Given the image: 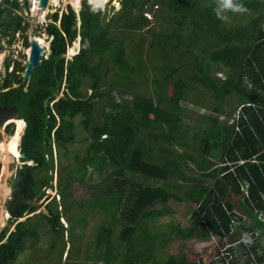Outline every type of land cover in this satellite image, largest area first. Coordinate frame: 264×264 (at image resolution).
Segmentation results:
<instances>
[{
  "label": "trees",
  "instance_id": "trees-1",
  "mask_svg": "<svg viewBox=\"0 0 264 264\" xmlns=\"http://www.w3.org/2000/svg\"><path fill=\"white\" fill-rule=\"evenodd\" d=\"M118 1L121 8L112 21L120 22L121 32H125H118V35L128 39L135 33L143 32L148 20L141 14L133 16V3ZM5 2L4 6L9 4L8 0ZM154 2L152 6L157 2L164 7L167 14L164 20L168 26L165 29L158 27L157 31L148 29L147 33L155 41H149L148 47L155 46L156 50L151 53L146 49L137 56L136 70L122 63L126 61L122 42L118 36L108 35L101 25L104 18L101 10L93 11L86 0H82L78 13L67 6L66 11L50 15L51 21L45 30L46 36L51 38L49 54L32 69L28 82H24L18 74L23 67L18 62L14 63L12 71L1 84V89L7 92H0V105L18 108V118L11 122L16 124L11 141L14 148L23 127L19 119L25 123L20 152L33 165H24L21 169V173L26 175V182L21 184L24 196L37 201L42 196L41 189L50 186L51 176L47 173L53 166L51 133L59 148L64 147L63 140L73 143L75 127L77 124L81 126V121L75 120L76 116L87 112L93 98L107 97L106 92L99 90L100 66L106 68L109 63H114L139 75H147L150 69L152 74L149 73L145 80L151 84L157 81L166 84L158 91L162 94L154 97L132 95L127 99L124 93L117 91L118 96L109 94L106 99L105 116L101 123L89 126V117L82 122L90 133L89 147L81 163L67 169L68 180L73 183L76 174L80 175L81 182L88 170L98 178L86 186L88 198L82 201L86 210L75 214L69 226L73 223L82 225L88 218L93 219L96 210L102 211L103 225L96 227L95 247L98 253L94 254L100 264H115L120 249L121 264L144 262L145 256L154 264H174L172 257L161 263L151 257L152 241L162 243L164 240L160 239V234H147V226L140 228V221H147L151 215L157 214L153 209L170 199L195 202L197 207L191 210L190 226L186 230L178 229L183 240L212 234L221 245H225L224 240L231 245L239 238L236 246L246 256L245 264H264V247L260 243V238L264 236V112L259 111L264 105V0H241L248 12L232 16L228 23L216 18L212 8L207 6L209 0ZM12 5L18 7L17 1ZM20 22V16L15 15L4 29H0V36H10L8 44L12 42L15 30L25 31L26 26L21 27ZM114 26L117 28V25ZM77 38L78 54L66 60V48ZM24 45L28 46L26 40ZM175 51L179 54L174 57L181 60L177 67L174 60H165L166 54ZM94 58L96 63L91 64ZM186 65L196 72L188 78ZM8 66L9 62L5 69ZM212 66L222 69V78L211 75ZM113 73L116 76L121 74L116 68ZM122 76L132 80L126 72ZM172 76L177 81L171 86L172 98H167V85L171 84L168 82ZM13 84L17 86L12 87ZM187 85L195 93V99L209 93L215 101L222 102L233 97L232 102L227 111L219 103L208 106L207 113L200 120L201 129H193L184 125L180 116L182 108L191 105L186 102L183 91ZM61 88L66 99L55 100ZM88 89L91 90L89 96ZM45 101L52 102V105L45 106ZM234 111L237 112L235 115ZM222 115L226 119L220 120ZM57 119L59 126L56 127ZM229 119L232 122H227ZM8 133L12 135L13 128L8 129ZM189 140L196 143H188ZM172 144L183 151L170 148ZM46 155H49V160H45ZM63 156L59 152V160ZM254 156L257 163L250 162ZM76 157L81 158L78 153H73L75 163ZM186 159L195 164L194 169L185 165ZM241 160L244 164L239 166ZM62 167L59 163L58 168ZM37 170L38 173H35ZM183 170L192 174H184ZM126 173L135 176L138 181L124 179ZM174 175L191 186L182 195L183 186L169 181ZM60 181L63 182L61 177ZM58 189L62 194L60 184ZM70 203H74L71 198H63V209L66 210ZM232 203H237L251 219L250 224L244 227L249 231L246 235L253 241L251 245L242 243L245 235L241 236L234 224L241 222V217L234 211ZM106 206L110 208L111 220L118 223L117 234L110 224L105 225L108 218V213L105 215ZM27 208H19L13 216L21 217ZM46 210L48 215L41 212V219L47 229L52 233L59 232L62 237L59 212L51 205H47ZM259 214L262 218L258 217ZM27 220L17 222L13 230H9L8 226L1 229L0 264H13L18 254L26 250V244L36 241V230ZM252 230H258V234L254 235ZM81 233L69 234L72 250L82 245ZM115 242L122 245H115ZM139 245L148 248L146 254H137ZM55 248L57 246L53 243L51 250ZM232 251L231 248L225 253ZM62 252L59 251L58 258ZM97 261L91 263L98 264ZM85 263L87 260L83 261Z\"/></svg>",
  "mask_w": 264,
  "mask_h": 264
},
{
  "label": "rangeland",
  "instance_id": "rangeland-1",
  "mask_svg": "<svg viewBox=\"0 0 264 264\" xmlns=\"http://www.w3.org/2000/svg\"><path fill=\"white\" fill-rule=\"evenodd\" d=\"M18 3V7L12 5L14 2ZM53 1V3H52ZM88 3V0H86ZM130 4H134L135 8L132 10L134 13L133 16H138L141 14L145 19L148 20V26L143 28V32L135 33L131 35L128 39H123L122 35H118V32H121L120 29V22L114 23L112 21V17L119 11L121 8V3L118 0H107V3L103 5L102 8H98L101 10L104 18L101 19V25L107 30L108 35H116L119 37L120 41L122 42V46L124 48V55H125V62L129 66H133L134 70L137 69V56L141 55L149 49L151 53H154L156 50L155 46L148 47L149 41H154L153 37L147 33L149 31H157L158 27L162 29L167 28L168 24L164 20V17H167L165 13L164 7L160 6L157 2L156 5L152 6V3L155 0H127ZM5 0H0V29H4L6 23L9 22V19L15 17V15L20 16L21 22L20 26H26L25 31L21 32L20 30H15L12 42L10 44L7 43L8 36H0V92H7L6 89H1V84L3 80L6 78V75L12 71L13 65L15 62L20 63V66L23 67L22 71H19V76L23 79L25 64L27 63V58L30 50V42L34 41L36 37L41 38L43 40L44 45H39L44 49V55L42 59H46L49 54V44H50V37L46 36L45 30L46 25L51 21V14L54 12L61 13L62 11H66V7L70 6L76 13L79 12L82 4V0H48L49 4L48 7L45 9V16L44 19L41 20L40 17L44 12L43 9L37 7V5L33 2V5L30 4V0H8L9 4L3 5ZM25 2V3H24ZM155 3V2H154ZM89 4V3H88ZM90 5V4H89ZM35 7V11H33ZM92 7V6H91ZM138 9H137V8ZM5 9V10H3ZM43 10V11H42ZM33 11V12H32ZM40 12V13H39ZM42 12V13H41ZM48 12V13H47ZM36 13V14H35ZM148 17V18H146ZM122 21V20H121ZM12 22V21H11ZM41 22V23H40ZM123 22V21H122ZM127 22V20H125ZM123 22V23H125ZM117 25V28L114 26ZM12 28V26H11ZM11 30V29H10ZM9 30V31H10ZM124 34L125 32L122 31ZM121 32V33H122ZM120 33V34H121ZM123 34V35H124ZM28 42V46L24 45V41ZM76 42V43H75ZM71 44L70 47L66 48V52L64 54V58L66 60H71L75 55L78 54L79 51V40ZM155 42V41H154ZM28 50V52H27ZM196 53L198 51L194 49ZM173 53V54H172ZM170 54H166L167 61L174 60V64L177 67L181 60H178L175 55L179 54L178 51L172 52ZM170 55V59H168ZM160 57V56H159ZM191 59V58H190ZM41 60V59H40ZM164 61V59H162ZM183 61V59H182ZM188 61V60H186ZM9 62V66L5 69L6 63ZM185 62V61H183ZM96 59L94 58L91 64H95ZM121 65V64H120ZM102 68L100 72V80H99V90L106 92L107 97H95L93 98L91 104L87 108L86 113H82L76 116V121H81L80 124H77L75 127L76 134H74V142L68 143L67 141L63 140L64 147L59 148L56 144V138L54 137L53 132L50 136V145L52 151V169L49 168V172L47 173L48 176H51V180L49 182L50 186L41 189L42 196L40 199L36 201V206L32 207L31 205H26L28 207L25 209L21 217H16L13 215H9L6 209V201L9 197L6 196L9 191V182L13 177L12 171L17 169L20 163L27 162L26 159L16 160L10 150L14 148L12 144V136L15 134L16 131V124L6 121L5 123L10 122L8 126L5 128H0V231L3 227L8 226L9 230H13L14 225L17 222H22L26 219L30 224H33L37 237L35 238V242H31L26 244V250L21 251L16 260L13 264H83L84 260H87L85 264H92V261H97L94 254L98 253L96 251V230L100 225H103L101 222L102 219V211L99 212L96 210L94 213L93 219L88 218L86 222H83L82 225L79 223H73L72 226H69V221L74 218L75 214H81L86 207H84L82 201H85L88 198L86 186H88L91 182L97 181V175L92 173L88 170L83 178L80 180V175H74V182L70 183L68 180L67 169L71 165H78L81 163L82 159L84 158V153L89 147V137L90 133L88 132L87 128L85 127L82 122L85 121L86 117L89 126L94 124H99L103 120L105 116V107L107 105L106 99L108 98L109 94H113L118 96L117 91L124 93L126 96L125 98L129 99L132 95H143L145 97H154L157 94H162L158 92L160 89H163L166 84H163L161 81H157L156 83L147 82L145 79L148 77L149 73L152 74V70L149 69L147 71V75L138 73H134L132 71H128L124 68H119L117 64L109 63L106 68L104 66H100ZM115 68L121 73L117 76L114 75L113 71ZM211 75H216L217 77L222 78V74L220 73L222 69H218L217 67L212 66ZM129 74L132 80L124 78L122 75L124 73ZM195 70L190 68L189 66H185V74L186 77H190L195 74ZM136 74V75H135ZM179 74V73H178ZM158 73L155 75V79H157ZM31 76V75H30ZM185 77V78H186ZM30 79V77H29ZM28 79V80H29ZM169 82L171 84L167 85L169 91L166 93V97L172 98V85L176 84L177 80H174L175 77L169 78ZM28 82V81H24ZM17 86L13 84L12 87ZM163 87V88H162ZM27 89H25L26 91ZM63 88H61L60 93L56 96L55 100L59 98H63ZM183 91L186 94V102L191 105H187L186 109L180 111V116L182 117L183 124L192 127L193 129H201L199 128L200 120H202L203 115L207 113L206 108L211 106L212 104L219 103L221 104L224 111L228 110L229 104L232 102L231 100L233 97H229L224 99L222 102L215 101L209 93L206 95H201L197 99H195V93L190 89V85H187ZM91 94V90H87V96ZM66 99V98H65ZM167 103V99L165 100ZM48 101L44 102L45 106H51L52 102ZM17 108V107H16ZM18 110V108H17ZM91 111V112H90ZM95 111V112H94ZM234 115L237 113L236 111L233 112ZM232 113V114H233ZM91 115V118H90ZM215 116V114H214ZM220 120L226 119L224 115L219 117ZM22 121V120H21ZM228 121H231L229 119ZM23 122V127L21 133H19V139L17 142V151L20 152V139L23 134V130L25 127V123ZM92 122V124H90ZM13 125V127L11 126ZM59 126V120L56 121V127ZM13 128V133L10 135L8 133V129ZM188 143H196L195 141L189 140ZM172 149H177L182 152L183 150L172 144L170 146ZM9 151L10 153H6L2 151ZM68 151L72 153L68 154ZM59 152L62 153L64 156L61 157L59 160L58 155ZM73 153H78L81 158H77V162L75 163L72 158ZM156 155V153H152ZM192 155H195V152H192ZM4 159V160H3ZM6 159V160H5ZM45 160H49V155L45 156ZM23 161V162H22ZM198 160H196V163ZM63 165L62 168H58V164ZM185 165L194 169L195 164L190 163L188 159L184 161ZM76 164V165H75ZM9 165V167H7ZM26 165H33L31 161L27 162ZM184 165V164H183ZM222 166V165H219ZM20 169V168H19ZM190 169V170H191ZM38 173V170L35 172ZM184 174L191 173L190 171L183 170ZM196 174V171L193 172ZM192 174V173H191ZM60 177L62 178L64 186L60 181ZM124 179L135 180L138 181L133 175L126 173L123 177ZM169 181L175 182L176 184H180L183 186V189L180 195L183 194L184 191L187 190V186L185 182L181 181L180 178L174 177L169 178ZM58 184H60L61 188L63 189V193L61 194L58 189ZM190 189V188H189ZM6 190V191H5ZM63 198L68 199L71 198L74 203H70L67 205L66 210L63 209L62 200ZM29 199V197H28ZM54 201V202H53ZM47 205H51L52 207H56V210L59 212V222L62 224L63 232L62 237L59 232L52 233L49 229H47V225L45 221L41 219L40 213L43 210H46ZM233 209L236 213H238L241 217V222L234 223L238 227V232L241 236L246 235L248 230H245L244 227L248 226L251 222V219L248 215L242 210L237 203H232ZM31 206V207H30ZM197 204L195 202H178L174 201L173 199L168 200L165 204L157 205L153 210L157 211V214L151 215L147 221H140V228L143 226H147L148 232L147 234H160L162 240L164 242H159L158 240H154L153 245L150 246L151 248V257L154 258L157 263L165 262L170 257L173 258L174 264H245L244 260L246 256L241 253V249L236 246L239 242V238L235 241V243L229 245L226 240L225 245H221L219 239L212 234H202L200 237L193 236L186 240L181 238L180 234L178 233V229L186 230L191 224V210L195 209ZM24 208V207H23ZM112 208L111 210H113ZM166 209V210H165ZM4 212L6 215H4ZM115 212V210H114ZM43 213V212H42ZM108 213V218L105 220V225L110 224L114 233L117 234L118 232V223L112 221L110 218V208L106 206V213ZM47 216V215H46ZM10 217V218H7ZM259 218H262L261 215H258ZM96 222L95 225H93ZM232 224V225H234ZM67 227V228H66ZM235 228H233L234 232ZM83 235L82 245H79L77 248L72 250L71 241L69 240V234H76L80 233ZM197 232V229L196 231ZM254 235L258 234V230L251 231ZM143 233V234H145ZM63 241L65 245H63ZM68 241V242H67ZM55 244L57 248L51 250L52 244ZM261 246L264 247V236L260 238ZM78 245V241L76 243ZM115 245H122L117 244ZM54 247V246H53ZM71 247V248H70ZM149 247V246H148ZM70 248V250H68ZM233 249L232 253L226 254L225 251L228 249ZM148 249V248H147ZM145 246L139 245L137 249V254H146ZM63 250L61 256L58 258L59 251ZM260 252V251H259ZM68 257L66 258V254ZM125 253V250H123ZM122 249H120V256H117L115 264H118L121 259ZM94 258V259H93ZM145 261H135L134 264H154L150 258L146 256ZM223 260V261H222ZM98 264L101 261H97ZM121 264V263H119Z\"/></svg>",
  "mask_w": 264,
  "mask_h": 264
},
{
  "label": "water",
  "instance_id": "water-1",
  "mask_svg": "<svg viewBox=\"0 0 264 264\" xmlns=\"http://www.w3.org/2000/svg\"><path fill=\"white\" fill-rule=\"evenodd\" d=\"M38 5L41 8H47L48 0H38ZM30 50L27 58V63L25 64L23 81H28L31 71L33 68L37 67L40 63L41 56L43 54V47L39 46L35 41L30 42ZM65 99V97H63ZM18 117V111L16 106L6 107L3 106L0 108V128L8 120H14ZM25 155L20 153V159H23ZM20 172L17 171L16 177L12 179L10 183L11 191H16V185L21 181L25 180V177H19ZM26 205L35 206V202L32 199L28 198H16L13 201L6 203V209L9 215L18 213L19 208H23ZM43 214L48 215L47 210L42 211Z\"/></svg>",
  "mask_w": 264,
  "mask_h": 264
},
{
  "label": "clouds",
  "instance_id": "clouds-1",
  "mask_svg": "<svg viewBox=\"0 0 264 264\" xmlns=\"http://www.w3.org/2000/svg\"><path fill=\"white\" fill-rule=\"evenodd\" d=\"M88 3L92 6L93 11H95L98 8H102L103 5L107 3V0H88ZM48 4H49V2H48ZM207 6L212 8L216 18L219 19L223 23H228L230 21L231 17L234 15H237V14L243 15V14L248 12V9L244 6V4L241 2V0H209ZM47 7H48V5H47ZM38 8L45 9V8H41L39 5H38ZM77 39L79 40V38H77ZM43 55H44V49H43V54H42L41 58L43 57ZM14 120H16V119H14ZM19 120H22V119H19ZM227 122H228V120H227ZM16 160H19V158ZM27 162H29V161H27ZM27 162L20 163V165L21 164H23V165L21 167H18L14 171H12L13 175L15 174L16 171L19 170V168L21 170V168L24 165L25 166H31V165H26ZM30 199H32L35 202V206H36V200H34L33 198H30ZM32 207H34V206H32ZM242 243H244L247 246V245H251L253 243V241H252L250 236L245 235L242 239Z\"/></svg>",
  "mask_w": 264,
  "mask_h": 264
},
{
  "label": "flooded vegetation",
  "instance_id": "flooded-vegetation-1",
  "mask_svg": "<svg viewBox=\"0 0 264 264\" xmlns=\"http://www.w3.org/2000/svg\"><path fill=\"white\" fill-rule=\"evenodd\" d=\"M3 106H5V105H0V108L1 107H3ZM9 107H11V106H9ZM9 124H11V123H4L3 124V126H2V128L4 127H6V126H8ZM23 164H21L20 166H22ZM7 167H9V165H7ZM22 169V168H21ZM19 172H20V176L19 177H25V180L24 181H21L20 183H18L17 185H16V188H17V190L16 191H11V189H10V183H11V181H12V179H14L15 177H16V173H17V171L15 172V174L13 175V177H12V179L10 180V182H9V191L10 192H8L7 193V197H8V194H9V197H8V199H7V201H6V203H8V202H10V201H13V199H16V198H27L26 196H24L25 195V193H23V188L21 187V184H23V183H25L26 182V175L25 174H22L21 173V170L19 169L18 170ZM31 207V206H30ZM13 215V214H12ZM10 218V217H9Z\"/></svg>",
  "mask_w": 264,
  "mask_h": 264
},
{
  "label": "bare ground",
  "instance_id": "bare-ground-1",
  "mask_svg": "<svg viewBox=\"0 0 264 264\" xmlns=\"http://www.w3.org/2000/svg\"><path fill=\"white\" fill-rule=\"evenodd\" d=\"M52 3H53V1H52ZM105 5V4H104ZM46 9V8H45ZM45 9H43L44 10V12L42 13V15H41V17H40V19L41 20H43L44 19V16H45V12H46V10ZM42 10V11H43ZM33 11H35V7H34V9H33ZM32 11V12H33ZM40 13V12H39ZM48 13V12H47ZM36 14V13H35ZM41 23V22H40ZM35 42H37L39 45H44V44H46V43H44L43 42V40L41 39V38H38V37H36L35 38V40H34ZM76 43V42H75ZM47 45V44H46ZM27 52H28V50H27ZM17 120V119H16ZM13 121H15V120H11L10 122H13ZM3 152H6V153H10L11 152V154H12V156L15 158V159H18V158H20V154H19V152L17 151V149L16 148H11V150H10V152L9 151H2L1 153H3ZM4 160V159H3ZM6 160V159H5ZM6 191V190H5ZM1 199V198H0ZM4 215H6L5 214V212H4ZM1 218H2V216H1ZM1 218H0V221H1ZM8 218V217H7Z\"/></svg>",
  "mask_w": 264,
  "mask_h": 264
},
{
  "label": "crops",
  "instance_id": "crops-1",
  "mask_svg": "<svg viewBox=\"0 0 264 264\" xmlns=\"http://www.w3.org/2000/svg\"><path fill=\"white\" fill-rule=\"evenodd\" d=\"M260 90H261V89H260ZM262 90H263V89H262ZM262 90H261V91H262ZM262 92H263V94H264V90H263ZM260 100H262V99H260ZM259 111H260V112H264V105L262 106V109H260ZM1 128H2V127H1ZM250 162H252V163H254V162L257 163L256 160H255V156L253 157V159H252ZM243 164H244V161H242V160L238 162V165H239V166H241V165H243ZM12 174H13V173H12ZM244 197H246V196H244ZM244 197H243V198H244ZM2 217H3V216H2Z\"/></svg>",
  "mask_w": 264,
  "mask_h": 264
},
{
  "label": "built area",
  "instance_id": "built-area-1",
  "mask_svg": "<svg viewBox=\"0 0 264 264\" xmlns=\"http://www.w3.org/2000/svg\"><path fill=\"white\" fill-rule=\"evenodd\" d=\"M33 2L37 5V7H38V0H30V3H31V5H33ZM146 18H148V17H146ZM229 123L230 122H232V119H231V121H228Z\"/></svg>",
  "mask_w": 264,
  "mask_h": 264
}]
</instances>
